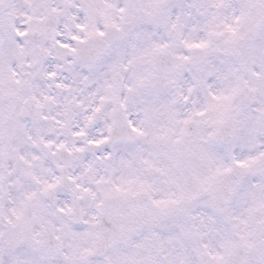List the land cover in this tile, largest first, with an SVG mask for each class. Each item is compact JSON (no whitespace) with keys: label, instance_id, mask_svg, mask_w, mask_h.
Instances as JSON below:
<instances>
[{"label":"snow or ice","instance_id":"obj_1","mask_svg":"<svg viewBox=\"0 0 264 264\" xmlns=\"http://www.w3.org/2000/svg\"><path fill=\"white\" fill-rule=\"evenodd\" d=\"M0 264H264V0H0Z\"/></svg>","mask_w":264,"mask_h":264}]
</instances>
